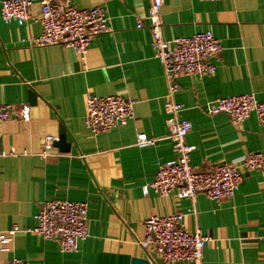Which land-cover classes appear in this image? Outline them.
I'll return each instance as SVG.
<instances>
[{
	"label": "crops",
	"instance_id": "crops-1",
	"mask_svg": "<svg viewBox=\"0 0 264 264\" xmlns=\"http://www.w3.org/2000/svg\"><path fill=\"white\" fill-rule=\"evenodd\" d=\"M78 8L105 7L111 30L94 37L87 53L61 45L36 46L42 33L38 3L27 22L6 23L0 5V102L13 112L0 137V230L18 227L0 249V264L19 258L32 264H133L146 258L145 220L151 215L184 213L186 228L210 237L204 264H264V170L242 168L243 180L232 199L200 193L195 202L176 192L144 194L159 164L175 156L165 109L168 83L154 56L153 35L144 20L149 0H72ZM163 35L172 40L211 30L224 50L213 75H182L175 99L181 117L193 123L187 143L192 161L204 168L241 164L264 152V125L256 114L239 125L225 113L210 115L218 97L254 93L264 101V0H164ZM37 103L29 101V91ZM90 95H123L134 101V118L125 126L93 134L85 124ZM29 104L31 118L21 119ZM67 129L70 150L54 145L46 155L47 135ZM145 133L154 142L139 146ZM56 139V140H57ZM68 199L89 204V230L79 249L64 252L53 239L30 231L40 205Z\"/></svg>",
	"mask_w": 264,
	"mask_h": 264
},
{
	"label": "built area",
	"instance_id": "built-area-1",
	"mask_svg": "<svg viewBox=\"0 0 264 264\" xmlns=\"http://www.w3.org/2000/svg\"><path fill=\"white\" fill-rule=\"evenodd\" d=\"M213 1V0H201ZM38 3L41 10L42 33L32 39L36 46L61 45L72 48L78 55H85L95 36L111 30L107 10L102 6L78 8L72 0H0L1 15L6 23L16 21L22 25L28 21L31 8ZM164 0H149L146 15L138 17L137 27H143L144 20L152 31L154 56L161 62L168 83L166 124L168 136L173 141L175 156L159 164L155 179L143 186L144 194L154 191L162 196L176 192L195 202L203 193L212 200L232 199L243 180L242 168L264 170V152H252L241 164L223 162L204 168L192 161L194 145L187 143L193 123L181 117L182 105L175 99L180 90L182 75H213L224 45L211 30L192 35L178 36L168 40L163 35L162 8ZM11 103L0 102V137L5 122L13 112ZM31 107L24 104L20 115L23 121L31 118ZM207 113H225L232 123L239 125L253 113L264 125V101L254 93L218 97L208 104ZM134 101L123 95H90L87 99L86 127L93 134L111 131L125 126L134 118ZM55 135H47L45 149L54 147ZM154 142L145 133H139L137 143L147 146ZM7 155L0 151V156ZM184 213L151 215L145 220L144 249L152 248L163 264H204L205 247L210 237L197 229L191 233L186 228ZM37 225L30 229L36 235L57 241L64 252L77 251L80 242L86 239L89 230V204L86 201L58 199L45 201L36 215ZM18 227L0 230V249ZM4 264H32L19 258Z\"/></svg>",
	"mask_w": 264,
	"mask_h": 264
},
{
	"label": "water",
	"instance_id": "water-1",
	"mask_svg": "<svg viewBox=\"0 0 264 264\" xmlns=\"http://www.w3.org/2000/svg\"><path fill=\"white\" fill-rule=\"evenodd\" d=\"M38 95L35 91H29V101L32 105L37 103ZM54 145L58 147L61 151H69L71 147V143L67 140V129L63 123L60 124L59 127V136L58 139L55 140ZM133 264H152L150 260L146 258H135L133 260Z\"/></svg>",
	"mask_w": 264,
	"mask_h": 264
}]
</instances>
